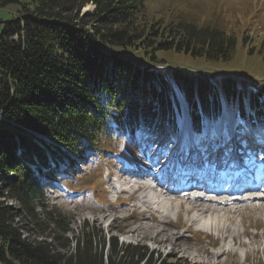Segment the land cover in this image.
<instances>
[{
	"label": "trees",
	"instance_id": "16d2710c",
	"mask_svg": "<svg viewBox=\"0 0 264 264\" xmlns=\"http://www.w3.org/2000/svg\"><path fill=\"white\" fill-rule=\"evenodd\" d=\"M33 1L0 0L20 4L0 32V264H191L87 223L70 236L72 219L43 198L41 183L52 179L67 191L64 183L77 179L70 165L79 149L100 150L102 138L175 123L172 83L193 132L224 105L239 127L264 120V84L238 86L231 75L212 82L211 72L182 66L152 68L164 61L157 49L227 60L237 41L186 21L147 24L140 19L145 0ZM87 4L93 9L83 10ZM141 54L149 63L136 59ZM104 176L101 169L98 181Z\"/></svg>",
	"mask_w": 264,
	"mask_h": 264
},
{
	"label": "rangeland",
	"instance_id": "374dc122",
	"mask_svg": "<svg viewBox=\"0 0 264 264\" xmlns=\"http://www.w3.org/2000/svg\"><path fill=\"white\" fill-rule=\"evenodd\" d=\"M19 1L27 3L30 7L34 6L33 0ZM19 7V3L0 6V32L4 21L14 16ZM92 9L91 4L83 7V10ZM140 17L147 24L160 20L162 26L186 21L200 27H216L235 37L237 41L232 57L227 60H209L200 56L192 57L173 49H157L155 50L157 57L164 61L152 62L153 64L164 63L170 69L182 66L194 71L207 70L213 74L215 72L231 75L252 84L257 81L264 83V0H145V11ZM126 52L135 57V53L128 50ZM136 59L141 63L145 61L149 63L144 54ZM168 71L166 68L165 72ZM173 87L176 88L174 84ZM178 96L181 98L182 94L179 92ZM223 110L224 116L226 114L228 118H232V111L228 107L224 105ZM179 118L176 126H186V117L180 114ZM222 119H217L216 125H219ZM210 121L206 119L207 123ZM253 122L256 123L255 126L250 124L245 133L250 134L248 136L241 138L237 135L236 138L230 139L228 137L229 141L219 146L217 138L215 140L217 142L209 141L207 134L203 133L198 137L195 146L189 147L191 145L189 143L187 150L181 152L180 148L172 147L174 144H178L177 147L182 146L179 144L180 136L171 142L170 120L165 123L168 129L162 140H154L152 133L131 134L109 140L102 138L101 149H95L97 147L92 149L97 150L96 153L93 151L89 153L88 149H79L80 151L73 154L75 163H71L73 165L70 167L77 179H70L64 183V186L69 188L67 191L52 179L43 180L51 184L43 191V198L64 216L72 219L70 236L78 235L82 225L87 223L102 230L106 236L117 235L119 242L144 244L154 256L157 254L162 257L176 256L191 264H264V211L253 206L245 209L244 217L235 215L226 221L227 231L220 230L222 225L218 224L217 227H212L214 231L208 233L203 225L191 220L195 202L188 199V192L184 197L178 196L177 192L172 194L171 198L174 199L172 205L176 208L172 209L171 213H166L167 209L148 199L147 187H143L139 192L134 191L133 199L128 195L130 192L122 191L120 197L114 201V186L120 185V179L125 176L128 164L145 163L142 159L144 157L155 162L150 167L152 169L160 165L164 169L167 163L170 167H175L177 161L190 168L191 163H195L200 155L208 158L212 152L209 159L215 161L216 150L223 153V157H228L235 147L244 149L247 141L255 143L258 137L264 138V123L261 120ZM221 147L226 151L223 152ZM255 147L256 151L260 150L258 146ZM254 154L251 153V156ZM183 156L186 163L182 162V158L178 159ZM255 157L260 158L258 153ZM169 158L171 159L168 160ZM161 162L165 163L160 164ZM205 164L208 166L207 162ZM101 169L105 171V176L103 180L98 181ZM171 187L174 188L175 184L172 183ZM8 203L17 205L11 199H8ZM132 208L134 211L131 214Z\"/></svg>",
	"mask_w": 264,
	"mask_h": 264
},
{
	"label": "bare ground",
	"instance_id": "6f19581e",
	"mask_svg": "<svg viewBox=\"0 0 264 264\" xmlns=\"http://www.w3.org/2000/svg\"><path fill=\"white\" fill-rule=\"evenodd\" d=\"M223 143H221L219 146H221ZM248 143H251V142L248 141ZM221 148L224 149V147H221ZM223 149H222V151H223ZM251 151H253L255 154L258 153V156L261 158V162L264 163V148H263V150H259L260 151L259 152V151H256L255 148L253 147V149ZM215 152L217 153L216 154L217 160L214 162V164H220L224 160L223 159L224 157L222 156L223 153H221L219 150H216ZM250 153L251 152L245 151L244 149L237 146L235 148V150H233L231 152V154L225 160H227V159L231 160L230 168L233 172L234 171L236 172V171H238V169L235 170V166L237 165V163H236L237 159L238 158H239V160L246 159ZM255 154H254V158H256ZM211 156H212V152L210 153L209 157H211ZM202 158H207V156L202 157V155H200L198 157V159H196L195 164L191 163L190 168H189V166L180 164L179 161L175 162L176 163L175 167H177V169H176V180H181L184 177H187L188 175H190V172H193L194 175H196L198 177L204 178L208 174L209 169H206L203 172H200L197 170L199 166H200V168L208 167L203 162ZM256 160H258V159H256ZM175 163H174V165H175ZM211 163H212V161H211ZM235 163H236V165H234ZM133 167H135V166H133ZM168 167H170V166L167 163L166 166L164 167V169L161 172H159V175H160L159 179L160 180L162 177V173H164L168 169ZM182 168H184L183 172H182V176H178L177 173L180 174V172L178 170L182 169ZM145 170L148 171V169H145ZM227 172L230 173L228 171V169H227ZM222 178H223V176L220 177V180ZM160 187H161L160 191H158L159 188L157 186H155L153 188H149L147 193L149 195V198L151 199V201L154 204H157L160 207L167 209L166 213H168L170 210L172 211V209L176 208V206L173 207V205H172V204H174V199L171 198L172 194L176 193V192L179 194L180 191L171 190L170 188H168V187L166 188V186H162V185ZM257 187H255L253 185V187L251 189L252 190L258 189ZM188 193H189L188 199L193 200V202H195V205H193L194 207L192 206L194 211H193V214L191 216V220H196L198 223L203 225V227L206 228V229L204 228V230H207L208 223H210L212 225V227H217L218 224L222 225L220 230H222V231L226 230L227 231L228 230L227 226H225L226 221H229L230 218L235 216V215L237 217H244L245 216V209L247 207L250 208L251 206H253L255 209H259L262 212L264 211V194L257 193L255 190L250 191L248 196L243 197L241 199H236L235 196L227 198V199L226 198H220L218 196L214 197V198H205L204 196L199 195V194L193 195L190 192H188ZM191 210H192V208H191ZM231 239L233 241V237Z\"/></svg>",
	"mask_w": 264,
	"mask_h": 264
}]
</instances>
